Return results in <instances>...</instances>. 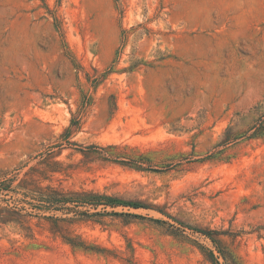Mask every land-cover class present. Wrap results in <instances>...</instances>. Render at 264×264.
<instances>
[{
    "label": "rangeland",
    "instance_id": "rangeland-1",
    "mask_svg": "<svg viewBox=\"0 0 264 264\" xmlns=\"http://www.w3.org/2000/svg\"><path fill=\"white\" fill-rule=\"evenodd\" d=\"M262 113L264 0H0V264H264Z\"/></svg>",
    "mask_w": 264,
    "mask_h": 264
},
{
    "label": "trees",
    "instance_id": "trees-1",
    "mask_svg": "<svg viewBox=\"0 0 264 264\" xmlns=\"http://www.w3.org/2000/svg\"><path fill=\"white\" fill-rule=\"evenodd\" d=\"M264 136V113H262L254 122L249 126L246 131L239 132L237 134H231L226 132L225 138L221 145H227L234 140H238L242 137L254 138ZM221 150H216L210 154V157H215ZM213 155V156H212ZM40 206H58L66 212H73L75 215H93L99 214L100 211L90 212V208L97 209L99 206L116 207V206H128L132 208L145 207L144 204L132 201H122L117 198H112L106 195L97 193H76L68 195L66 193L57 192L54 190L39 191L36 196ZM102 208V209H103Z\"/></svg>",
    "mask_w": 264,
    "mask_h": 264
}]
</instances>
